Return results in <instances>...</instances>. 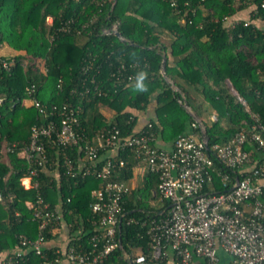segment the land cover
<instances>
[{
    "label": "trees",
    "instance_id": "1",
    "mask_svg": "<svg viewBox=\"0 0 264 264\" xmlns=\"http://www.w3.org/2000/svg\"><path fill=\"white\" fill-rule=\"evenodd\" d=\"M260 2L176 0L175 6L172 0H0V44L24 52L17 53L11 74L0 71V96L4 99L0 104V131L12 141L29 142L31 126L41 114L34 105L25 104L28 87L37 84V97L49 106H61L67 100L76 103L79 98L71 94L72 88L80 91L83 66L95 60L103 68L104 79L124 64L137 77L147 72L143 81L147 91L136 89L137 80L115 88L111 78L106 81L111 88L108 96L84 98L80 122L89 136L114 125L124 135L131 134L140 122V113L151 110L154 113L149 120L168 144L181 134H200V128L192 126L195 119L180 102L185 95L205 123L210 145L225 143L244 120L250 119L233 88L264 123V26L256 23L264 22V9L251 10L249 22L241 20L235 27L223 21L225 16H236ZM49 17L53 18L52 24L48 23ZM115 24L132 43L103 33L104 28ZM165 56L166 74L180 91H175L161 74ZM134 63L137 66L132 68ZM213 114L217 115L216 121L211 119ZM54 152L49 149L52 161L57 159ZM69 153L76 159V149ZM119 158L126 159L127 164L115 171L112 179L130 181L137 161L128 152H121ZM28 167L27 161L16 155L10 156V164L0 160V252L20 247L23 237H39V223L26 206L27 200L39 197L54 208L63 202L67 224H72L67 239L81 228L80 240L76 238L73 243L94 246L90 239L96 233L99 216L90 208L91 191L101 187L103 181L94 176L72 177L64 170L55 179L47 169L37 167L40 185L26 189L21 178L29 172ZM223 170L228 171L226 167ZM158 185V175L149 173L144 190H134L125 204L121 241L129 253L140 247L147 251L150 239L148 225L127 224L128 219L146 220L152 214L159 218L171 203L162 200L155 207L147 202L160 198ZM215 187L223 189L218 176ZM60 238V234L46 235L45 252L49 256L55 251L52 243ZM27 256L31 263L41 259L28 249ZM109 261L127 264L124 250L118 247Z\"/></svg>",
    "mask_w": 264,
    "mask_h": 264
},
{
    "label": "built area",
    "instance_id": "2",
    "mask_svg": "<svg viewBox=\"0 0 264 264\" xmlns=\"http://www.w3.org/2000/svg\"><path fill=\"white\" fill-rule=\"evenodd\" d=\"M172 5H177L176 0H172ZM259 7L264 9V0L252 6V10ZM223 21L235 27L241 20L225 16ZM48 23H53L52 17ZM117 31V24L103 29L104 34ZM120 38L127 39L123 35ZM16 55L0 54V71L11 74ZM96 63L94 60L83 66L80 91L78 88L71 91L79 98L76 103L67 100L61 106H49L37 97V84L28 87L25 104L34 105L41 114L39 121L31 126L29 142L12 141L0 131V160L10 164V156L16 155L29 165V172L21 178L26 189L40 185L37 167L47 169L55 179L64 170L72 177L94 176L103 181L101 187L91 191L90 208L99 216L95 222L96 233L90 239L94 246L73 243L76 238L80 240L81 228L70 233L71 239H67L72 224H67L63 202L54 208L39 197L26 201L32 218L39 223V237L36 240L23 237L20 247L0 252V264H115L109 260L118 247L124 250L127 264H220V250L229 256L223 264H264V123L258 114L251 112L247 100L233 88L250 119L244 120L225 143L210 145V138H206L201 126L203 121L195 112L198 118L192 126L199 127L201 133L181 134L169 148L160 144L161 138L151 120L139 122L128 135L114 125L99 129L91 137L80 122L84 98L108 96L111 88L106 81L111 78L115 88L137 80V74L129 72L125 64L104 79L103 68ZM134 64L132 68L137 66ZM229 83L232 86L230 80ZM171 85L180 91L172 80ZM59 87H63L62 83ZM183 96L181 103L186 99ZM3 100L0 96V104ZM211 119L216 121L217 115H211ZM49 149L56 150L55 161L50 159ZM74 149L76 159L69 153ZM121 152L132 155L137 161L136 167L143 168L147 174L158 175L160 198L171 202L159 218L150 213L151 217L146 220L129 218L127 221V224L148 225L150 247L147 251L140 247L129 253L122 245L125 204L134 188L129 181L112 179L114 172L127 164L126 159L119 158ZM215 176L220 177L222 190L216 189ZM0 200H3L1 191ZM47 234H60L67 239L65 245L54 247L53 256L45 252ZM27 249L41 257L38 263L30 262Z\"/></svg>",
    "mask_w": 264,
    "mask_h": 264
},
{
    "label": "crops",
    "instance_id": "3",
    "mask_svg": "<svg viewBox=\"0 0 264 264\" xmlns=\"http://www.w3.org/2000/svg\"><path fill=\"white\" fill-rule=\"evenodd\" d=\"M251 10H252V7L248 8V9H246L244 11H241L239 14H237L235 16V18L236 19H240V20H242V19L248 20V19H250ZM256 23L258 25H260V26H264V22L262 20H257ZM17 53L18 54H22L24 52L23 51H15L13 48H11L7 44H1V46H0V54L1 55L10 56V55L17 54ZM196 95H198V94H196ZM198 98H199V100H202V97L199 96ZM153 113H154L153 110H151L148 114H146V113H143V114L140 113V123L141 124H144L145 122H147L149 120L151 114H153ZM160 142H161L160 143L161 145H163V146H165L167 148L171 147V145H172V144H168V143L164 142L163 140H160ZM137 168H140V167H136L134 169V171ZM46 171H48V170H46ZM48 174H50V171H48ZM50 175H52V173ZM134 175H135V172H134ZM147 175L148 174L146 172V177H147ZM133 188H134V190L138 189V188H136L134 186H133ZM161 201H162L161 198H159V199H151L150 205L151 206H155V207H159L161 205ZM66 240H67L66 237L63 236L60 239H57L56 241H54L52 243V246L53 247H56V246H60V245H65L66 244ZM0 263H1V257H0Z\"/></svg>",
    "mask_w": 264,
    "mask_h": 264
},
{
    "label": "rangeland",
    "instance_id": "4",
    "mask_svg": "<svg viewBox=\"0 0 264 264\" xmlns=\"http://www.w3.org/2000/svg\"><path fill=\"white\" fill-rule=\"evenodd\" d=\"M199 94L196 95V98L199 100ZM204 115V114H203ZM206 118H209V112H207L206 114ZM135 175L133 177V179H131L129 181V185L131 187H136V188H140L141 190H144L145 188V181H146V171L143 168H137L135 171ZM148 203L151 202V199L147 201ZM219 255L221 257V263L223 264L226 260H228L229 256L227 254H225L223 251H219Z\"/></svg>",
    "mask_w": 264,
    "mask_h": 264
},
{
    "label": "water",
    "instance_id": "5",
    "mask_svg": "<svg viewBox=\"0 0 264 264\" xmlns=\"http://www.w3.org/2000/svg\"><path fill=\"white\" fill-rule=\"evenodd\" d=\"M115 35H117L119 38L122 36V33L120 31H117L115 33ZM121 39V38H120ZM123 41H129L128 39H123ZM130 43H132L131 41H129ZM166 56L164 57V60H163V64H162V70H163V76L165 78V80L168 82V83H171V80L169 79V77L166 75ZM182 105L186 108V110L189 112V114H191L193 116L194 119H197L198 117L195 115L194 111L192 110V108L189 106V102L187 99H184V101L182 102ZM202 122V121H201ZM201 126L203 127V132L206 136V138L209 140V136L207 135V127L206 125L202 122L201 123Z\"/></svg>",
    "mask_w": 264,
    "mask_h": 264
},
{
    "label": "clouds",
    "instance_id": "6",
    "mask_svg": "<svg viewBox=\"0 0 264 264\" xmlns=\"http://www.w3.org/2000/svg\"><path fill=\"white\" fill-rule=\"evenodd\" d=\"M147 78V72H140L138 77H137V85H136V89L138 91H147L146 86L144 85L143 81Z\"/></svg>",
    "mask_w": 264,
    "mask_h": 264
}]
</instances>
